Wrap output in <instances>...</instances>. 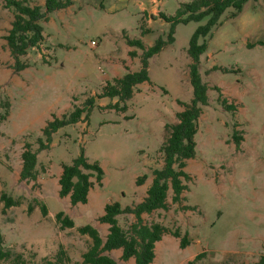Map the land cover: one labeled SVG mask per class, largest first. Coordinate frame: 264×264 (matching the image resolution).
Masks as SVG:
<instances>
[{"label":"rangeland","instance_id":"374dc122","mask_svg":"<svg viewBox=\"0 0 264 264\" xmlns=\"http://www.w3.org/2000/svg\"><path fill=\"white\" fill-rule=\"evenodd\" d=\"M191 1L74 0L42 21L47 39L23 57L31 65L19 72L5 39L14 12L0 0V112L3 100L13 104L0 126V230L28 258L47 264L64 247L69 264H87L84 254L92 239L80 229L93 224L106 237L109 224L99 218L107 204L133 206L148 195L154 170L165 165L161 147L169 136L167 125L179 122L184 103L194 98L191 40L206 23L173 24L163 14L176 16ZM231 11L222 16L223 24L200 56L201 73L211 86L210 104L200 118L196 156L187 167L192 179L185 199L174 203L171 191L170 209L145 214L146 222L179 228L191 242L182 247L181 238L166 234L153 264H188L203 252L208 254L203 264H257L264 256V0H249L235 18ZM161 37L168 43L151 60L153 82L140 85L128 110L115 107L119 98L98 97L117 77L141 70L129 38L153 46ZM220 93L238 106L235 116L222 106ZM93 96L98 98L91 117L57 132L50 149L39 153V179L23 180L26 143L39 149L38 138L51 120L88 105ZM234 129L244 133L239 148ZM83 152L101 163L106 176L103 185L92 188L88 203L73 205L69 196L60 195V177L64 164ZM147 174L149 179L139 184L138 178ZM4 193L22 204L5 213ZM60 211L72 215L76 226L63 229ZM135 220L133 214L119 217L126 227ZM110 253L122 264H136L135 258L123 260V249Z\"/></svg>","mask_w":264,"mask_h":264},{"label":"trees","instance_id":"16d2710c","mask_svg":"<svg viewBox=\"0 0 264 264\" xmlns=\"http://www.w3.org/2000/svg\"><path fill=\"white\" fill-rule=\"evenodd\" d=\"M249 0H193L183 3L176 16L169 17L163 14L166 19L173 24L179 22H204L200 25L191 40L190 54L194 58L191 64L192 84L194 86V98L192 103H184L185 109L178 113L179 122L167 125L169 136L162 144L161 151L165 157V165L154 170V181L148 190L145 199L133 206L124 207L121 202L108 203L106 213L99 218L102 223L110 224V232L105 237L101 230L93 224L83 226L80 231L89 235L92 239L91 245L84 254L87 264H122L110 252L123 249L122 258L129 261L136 259V264H153L157 258V244L162 241L166 234H173L181 238L182 247L190 244L189 234H183L181 229L172 230L162 222L156 221L148 223L145 214H152L156 211L171 207L170 193L173 191L174 203H181L185 199V192L189 188L188 180L192 175L187 171L189 160L197 153L196 135L199 129L200 118L204 112V107L210 104V84L205 81L199 66L200 56L208 49V38L213 31L223 24L222 16L228 10H232L230 17L239 16ZM74 0H47L45 4L36 3L34 0H6V7L14 12V21L9 33L5 36L8 48L16 60L17 71H23L31 65L25 61L24 56L43 44L47 37L42 21H48L50 14L58 9L70 7ZM175 32V26L174 30ZM170 41H175L172 33ZM129 43L136 48L131 51L133 57H140L142 68L139 71H130L122 77H117L114 82H110L103 93L98 94L99 98L110 97L119 98L114 104L116 108L128 110L131 101L140 88L146 82H153L150 72L151 60L159 54L168 43L163 37L159 38L153 46L146 44L143 38H129ZM261 43H263L261 41ZM250 45H253L250 43ZM139 49L144 50L143 54ZM221 92V88L215 87ZM98 97H90L85 106L77 105L71 113L64 114L63 117H56L51 120L43 129V135L38 138L39 149H34L32 142H27L23 153L22 179L27 181H37L41 173L39 169L40 151L50 149L54 142V137L62 128L69 125H76L84 119H89L97 103ZM220 102L226 111L235 116L237 105L229 102L227 98L219 95ZM121 101L124 105L121 106ZM12 101L10 98L3 100L2 112H0V126L7 120L12 112ZM235 127L239 124L234 121ZM1 132V131H0ZM233 140L239 148L244 140L242 130L234 129ZM106 171L98 161H91L83 152L70 164H64L63 173L60 177V195L70 197L73 205L88 203L92 188L99 183L104 184ZM149 179V175L138 178L139 184H144ZM5 201L4 212L9 208L22 204L20 199L8 193L3 194ZM35 209L30 205V211ZM44 214H49L46 203L42 204ZM133 214L136 216L135 222L129 227L119 222L122 215ZM58 222L63 229L73 228L76 221L72 215L66 211L57 214ZM207 252L200 253L188 264H203L202 260L207 256ZM70 258L67 250L61 247L56 258L48 260L47 264H69ZM0 264H41L27 257L25 252L20 251L14 245L8 244L5 234L0 230ZM221 264H228L227 261ZM245 264V263H235ZM257 264H264V256Z\"/></svg>","mask_w":264,"mask_h":264},{"label":"crops","instance_id":"0c3cea01","mask_svg":"<svg viewBox=\"0 0 264 264\" xmlns=\"http://www.w3.org/2000/svg\"><path fill=\"white\" fill-rule=\"evenodd\" d=\"M103 224H108V223H103ZM108 229H110V224H109V228ZM110 232V231H109ZM109 232H108V234H109ZM107 234V235H108ZM164 239V238H163ZM163 241V240H162ZM161 242V241H160ZM117 250H122V249H117ZM115 251V250H114ZM136 260V259H135Z\"/></svg>","mask_w":264,"mask_h":264},{"label":"built area","instance_id":"2783aa9c","mask_svg":"<svg viewBox=\"0 0 264 264\" xmlns=\"http://www.w3.org/2000/svg\"><path fill=\"white\" fill-rule=\"evenodd\" d=\"M93 44H98V42L96 40L93 41Z\"/></svg>","mask_w":264,"mask_h":264}]
</instances>
